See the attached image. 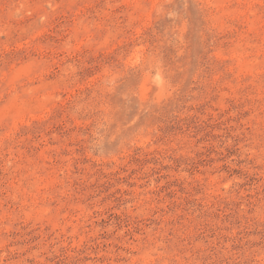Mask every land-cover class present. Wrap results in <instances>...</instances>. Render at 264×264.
<instances>
[{
  "label": "rangeland",
  "instance_id": "374dc122",
  "mask_svg": "<svg viewBox=\"0 0 264 264\" xmlns=\"http://www.w3.org/2000/svg\"><path fill=\"white\" fill-rule=\"evenodd\" d=\"M0 264H264V0H0Z\"/></svg>",
  "mask_w": 264,
  "mask_h": 264
}]
</instances>
